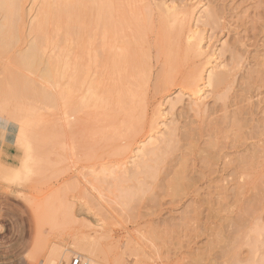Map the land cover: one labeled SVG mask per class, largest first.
Listing matches in <instances>:
<instances>
[{
	"label": "bare ground",
	"instance_id": "1",
	"mask_svg": "<svg viewBox=\"0 0 264 264\" xmlns=\"http://www.w3.org/2000/svg\"><path fill=\"white\" fill-rule=\"evenodd\" d=\"M184 2L0 0V56L8 59L0 66V107L29 92L45 103L62 104L65 120L60 126L59 135L62 150L68 151L71 148L80 151L81 148H90L92 153L102 150L99 154L101 159L84 166L83 170L88 169L89 172L83 174L84 178L75 173L63 179L61 202L49 205L54 219L61 213L63 223H78L79 226L72 233V242L65 248L66 252L63 250L56 258L50 259L48 263L43 261L42 264H66V258L74 251L83 253L81 255L90 264H102L106 259V249L101 243L107 233L103 217L108 213L106 203L120 207L129 204L131 201L127 199H134L141 192V184L146 186L144 176L157 179L164 175L162 181L170 182V187L167 184L166 187L170 188L171 191H167L171 195H184L190 203L200 202L205 196L204 190L213 188H205L204 184H213L219 175L221 182L225 178L228 180L227 177L244 161L243 155L249 152L254 154L260 147L259 143L264 144V125L262 127L259 120L261 124L258 121L259 124L251 125L245 139L234 140V143H238V149H234L235 152L231 150L232 154L242 151L240 153L244 152L243 155L235 158L232 156V159L227 160L229 153L221 155L217 154V149V153L215 149L211 151L216 144L212 139H216L215 133L221 128V131L241 132L248 125V111L246 113L241 109L242 100L247 96L244 98L241 93L236 95L232 90L235 94H232V99L222 105L219 103L223 111L221 113V108H218L221 115L214 108L217 102L213 109L210 107L212 115L218 114L213 116L217 120H211V115L209 120V107H204L209 91L222 95L223 91L235 86L232 82L236 72L233 70L240 62L241 54L238 55L237 50L232 52L230 57L234 65L230 60L232 67L227 69L228 63L226 65L223 63L225 60H221L222 51H211L204 43L206 36L203 26L210 23L218 25L219 12L211 11L204 5L199 8L204 9L198 11L199 15L196 16L193 15L194 11L185 8ZM240 44V39L236 37L235 47ZM180 61H184L188 70L177 79L174 71ZM174 86H177V96L166 101L171 93L165 95L163 101L151 111V97L171 90ZM239 86L235 88L236 92L239 89L247 94L251 90L249 82ZM185 95L189 96L187 105L179 106ZM164 100L168 104L166 108H163ZM191 108L197 116L191 113ZM80 113L90 116V122L87 129L73 130L71 123L84 118ZM201 118L209 120L208 125L213 123L209 127L215 123V130L212 129L214 132L210 133L209 129L206 133L202 131L205 127L201 126L207 120L202 123ZM243 120L247 121L243 123ZM249 139L253 142H249ZM200 140L207 143L203 148ZM230 146L226 148L231 149ZM196 149L208 151L205 159H201L208 167L207 175L204 170L200 172L194 169V174L188 172V161L192 158L189 156ZM220 149L224 150L222 147ZM221 157L225 160L221 164L222 171L219 167L214 168ZM227 169L231 171L225 177L223 173ZM216 172H220L219 175L212 178L211 175ZM207 178L208 183H204ZM184 179L188 181L182 182ZM233 179L237 180V177L231 181L236 184ZM230 185L236 187L238 184ZM219 186L222 187L219 184V189ZM137 187L139 190L133 191ZM143 187L142 190H145ZM220 190L213 192L214 197L210 191V197L215 198L214 202L220 203L223 192ZM152 199L150 197L148 202L150 200L151 203ZM153 202L151 204L155 205ZM199 204L192 207L188 203L178 216H173L170 211L158 216V224L154 223L173 224L177 223L173 219H177L184 226V217L192 213L193 219L201 216L202 208ZM147 213L144 212L143 216L146 217ZM148 214L151 216L152 212ZM88 216L94 221L88 220ZM67 250H70L69 255Z\"/></svg>",
	"mask_w": 264,
	"mask_h": 264
},
{
	"label": "rangeland",
	"instance_id": "2",
	"mask_svg": "<svg viewBox=\"0 0 264 264\" xmlns=\"http://www.w3.org/2000/svg\"><path fill=\"white\" fill-rule=\"evenodd\" d=\"M183 5L188 11H194L193 15L196 16L202 11L201 9H204H199L204 5L211 11L219 12L218 25L210 23L203 26L206 36L204 43L211 51L216 50L217 53L222 51L221 60L224 59L225 61L222 62L226 65L228 63L227 69L234 65L230 56L237 50L238 55L241 54L238 62L240 66L235 63L237 67L233 70L236 72V75L233 72V76L235 75L234 81L232 79V83L235 84L233 86L239 88V85L247 82L251 86V92L247 94L239 89L236 92L233 86L231 90L223 91L222 95L212 91L206 94L204 107H209V110L207 109L209 116L206 112L209 120L210 115L211 120L216 119H213V116L220 114L219 103L222 105L225 101H230L232 94L241 93L244 98L247 96L245 100L241 98L243 102H240H242L241 109L246 113L248 111V125L244 126L241 132L224 129L221 131V128L215 133L216 139H212L216 144H214L215 148L212 146L213 149L210 150L215 149V153L221 155L229 153L228 159L223 155L224 159L229 160L232 156L235 158L244 154V152L240 153L242 151L232 154L235 152L234 149H238L236 147L238 143H234V140L245 139L250 132V126H254L255 123L257 125L262 122V127L264 125V0H185ZM236 37L241 41L237 48L234 45ZM227 59L229 62L226 61ZM7 61V57L0 56V66ZM184 64V61H180L175 68L174 74L177 79L188 70ZM176 88L177 86H174L171 90L152 96L149 103L150 110L152 111L169 93L172 95L170 94L166 101L172 99L171 97L175 98L178 94ZM166 101L163 108L168 106ZM188 101L189 96L185 95L179 106L187 105ZM214 105L219 111L216 115H212L210 109ZM190 111L197 116L194 109L191 108ZM63 112L62 104L45 103L31 92L0 107V264H42L43 261L48 263L50 259L56 258L57 254L66 250L65 248L72 242V233L76 226H79L78 223L67 225L63 223L61 213H58L54 219L50 214L49 205H57L61 199L60 188L63 179L75 173L84 178L83 176L89 173L88 169L83 170L84 166L101 159L99 154L102 150L97 153H92L90 148H81L80 151L71 148L67 149L68 151L62 150L59 135L60 126L65 121ZM221 113H223L222 108ZM80 114L84 118L71 123L73 130L87 129L90 116ZM205 119L201 118V122ZM246 121L243 120V123ZM206 123L204 126L199 125L205 127L202 131L206 133L209 129L210 133L214 132L215 123L212 127L209 125L213 123L209 125ZM248 141L253 142L251 139ZM202 144L201 147L206 146L207 143ZM230 144H233V149ZM259 144L260 147L254 154L249 152L243 155L244 161L235 168L236 174L235 171L230 174H235L233 176L240 181L233 179L238 184L236 187L230 185V183L236 185L234 181L231 182L232 178H235L230 177L231 170L227 169L228 171L223 173L225 177L229 175L228 180L225 178L223 182L220 172H216L211 175L212 178L219 175L212 182L213 184L208 183L209 178L204 179V183H208L206 186L204 184V187L212 186L214 190L208 188L204 190L203 200L195 202L196 204L194 201L191 204L184 195H171L172 193L167 191L170 188L166 187L170 182L162 181L164 175L157 179L144 176L143 181L146 179V186L143 183L141 185L145 190L141 187V192L137 191L140 193L136 195L133 191L139 188H135L132 193L136 195H134L136 201L133 198L127 199L134 201L127 204V207L105 202L108 213L103 217L107 233L101 239V243L106 249V259L102 264H264V144ZM227 145L231 149L226 148ZM221 147L223 149L225 147L226 152H222L224 150L221 151ZM198 150H194L196 152L193 151L189 156L193 159L188 161V172L194 174L195 170L200 172L204 170L207 175L208 167L201 159L207 156L208 151ZM221 159L214 167H219L220 171L225 161L222 157ZM84 171L88 173L85 174ZM155 172L162 174L159 171ZM148 181L150 182L147 183ZM184 181L188 180H182ZM218 183L222 186H219L220 189H223L217 188ZM217 190L223 191L220 203L214 202L215 198H213ZM210 191L213 197H210ZM96 193L101 195L98 191ZM150 197L154 198L151 200L154 201V206L150 200L148 202ZM146 202L150 203V206L148 204V207L145 206ZM188 203L192 207H197L200 203L202 214L198 219H193L192 213L183 218L182 222L186 224L184 226L179 224L181 221L177 219L173 221L179 222L178 224L163 222L164 225L162 223L157 225L158 216L166 215L170 211L173 216H178ZM135 204L136 207L133 206ZM144 206L146 210L148 209V213L152 212L151 216L144 210ZM144 212L147 213L146 217L143 216ZM88 220L94 221L89 216ZM75 253L80 252L74 251L66 260L69 262ZM69 254L70 250H67V255Z\"/></svg>",
	"mask_w": 264,
	"mask_h": 264
},
{
	"label": "built area",
	"instance_id": "3",
	"mask_svg": "<svg viewBox=\"0 0 264 264\" xmlns=\"http://www.w3.org/2000/svg\"><path fill=\"white\" fill-rule=\"evenodd\" d=\"M68 264H90L86 258L81 255L80 253H75L71 259L69 260Z\"/></svg>",
	"mask_w": 264,
	"mask_h": 264
}]
</instances>
